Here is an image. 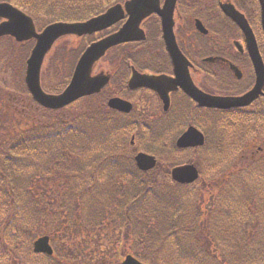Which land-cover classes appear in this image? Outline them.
Returning <instances> with one entry per match:
<instances>
[{
  "label": "trees",
  "instance_id": "obj_1",
  "mask_svg": "<svg viewBox=\"0 0 264 264\" xmlns=\"http://www.w3.org/2000/svg\"><path fill=\"white\" fill-rule=\"evenodd\" d=\"M13 1L24 5L22 0ZM40 1H54L60 6L72 1L77 4L71 11L70 5L65 11L62 7L50 10L48 16L53 20H83L112 3ZM240 4L244 5L264 54L258 1ZM156 28L158 35L154 37L158 38L159 22ZM112 31L90 36L86 43ZM112 51V59L127 64L136 60V42ZM12 87L16 89L14 84ZM24 87L21 89L28 93ZM12 93L14 90L7 94L3 109L0 106L8 120L23 112L9 104L15 101ZM95 98L98 96L85 99ZM65 110H43L42 115H37L43 120L0 141V264H75L89 242L101 240L104 227L125 246L118 263L131 253L144 264H264V156L259 153L248 160L241 154L240 168L219 172L213 185L209 183L214 192L204 199L202 191L208 181L199 187L195 183H176L169 170L160 168L162 161L151 171L139 170L130 152L133 130L126 127L127 121L123 123L119 114L107 113L95 102L79 114L68 116ZM201 116L202 120H195L206 133V143L195 149L200 157L192 158L199 168L215 170L220 163L216 157H222L224 152L226 156L228 152L232 154V132L243 141L253 134L264 137L258 135L264 133V108L258 113L205 110ZM148 133L150 139L144 141L147 131H140L138 145L161 160L182 153L175 145L180 131L153 129ZM238 154L228 158L238 159ZM206 202L211 205L210 211H205ZM72 231L90 234L83 235L75 249L64 243L60 247L57 239ZM44 234L56 241L53 255L33 251L34 240ZM127 248L131 251L127 252Z\"/></svg>",
  "mask_w": 264,
  "mask_h": 264
},
{
  "label": "flooded vegetation",
  "instance_id": "obj_2",
  "mask_svg": "<svg viewBox=\"0 0 264 264\" xmlns=\"http://www.w3.org/2000/svg\"><path fill=\"white\" fill-rule=\"evenodd\" d=\"M126 1L112 0V3L105 5L99 14L106 12L116 4L124 5ZM179 1L177 0L174 10V35L179 49L189 62V74L194 85L204 93L214 96H240L251 90L256 83V73L247 51L244 33L230 17L225 15L220 6L222 2H232V0H214L218 10L217 13L208 14L206 20L201 18L208 30L205 34L196 27L195 20L197 17L194 16L192 21H190L187 14L180 10ZM241 1L245 2V0ZM7 2L29 15L34 21L36 30H44L47 25L54 22L86 21L93 17L83 20L73 18L50 19L48 16L50 15V10H60L62 7L63 11H65L67 10V5H70L69 11H71L70 9L77 5L73 1L70 4L61 6L54 1L43 3L40 0H22L24 5L16 4L13 0ZM164 3L165 0H160L161 7H163ZM243 6L242 4L241 10L248 17ZM219 14H221V17ZM126 20L127 16L105 30H119ZM158 22L160 30H162L161 17L156 12L151 13L141 21L140 27L146 32V38L143 41L136 40V60L131 61L133 63L127 64L123 60L109 57L105 59L113 66L108 69L109 81L99 93L91 95L102 99L100 104L107 113L119 114L123 123L127 121L125 123L127 124L126 127L133 130L131 144L134 147H137L141 138L140 131L143 129L147 131V134L143 135L144 141L150 139L149 130L180 131L181 133L175 139V145L178 146L179 137L190 126H195L203 131L195 119L200 118L202 120L201 114L205 110H221L217 107L201 106L180 84L173 85L175 88L169 91L170 104L168 109H165L164 101L157 90L146 86L137 85L134 88L130 86L134 69L139 74L166 75L174 79L177 77L175 65L166 47L162 31H160L161 39L159 36L158 38L154 37L158 35L156 28ZM187 30H190L191 33H189V38L185 39L184 31ZM151 31H154V33L150 34ZM192 32L198 35L202 44H199L198 39L192 36ZM237 33H239V37L243 41L240 46L237 45V38H234ZM254 33L256 34L255 30ZM221 35L228 38V42L225 43L227 40H222ZM259 47L261 51L260 43ZM261 54L264 59L262 51ZM209 57H212V59H207ZM232 65L238 67L241 76H237ZM262 92L248 106L232 107L227 110H232L233 112H260L264 108V87ZM113 97L123 98L130 102L132 104L131 111L125 112L110 107L109 102ZM142 104L145 106L142 107ZM188 149H195V147Z\"/></svg>",
  "mask_w": 264,
  "mask_h": 264
},
{
  "label": "water",
  "instance_id": "obj_3",
  "mask_svg": "<svg viewBox=\"0 0 264 264\" xmlns=\"http://www.w3.org/2000/svg\"><path fill=\"white\" fill-rule=\"evenodd\" d=\"M259 1L264 31V0ZM176 2L177 0H165L163 7H161L160 0H128L125 3V8L121 4H116L109 8L107 12L87 21L56 22L48 25L42 32H37L33 19L29 15L10 3L0 2V17L7 19L0 23V37L12 35L18 41L36 38L37 42L27 60L26 83L37 102L48 108L59 109L81 97L100 92L108 83L109 76L105 73L92 75L94 64L110 48L118 44L145 39L146 34L140 28L141 21L151 13L156 12L161 16L163 37L173 59L177 77L174 79L166 75L139 74L134 69L130 80L132 88L139 85L157 90L164 101L165 109H168L170 104L169 91L175 88L173 85L177 84L182 85L185 91L197 100L201 106L230 108L245 106L254 101L263 93L264 62L255 34L245 15L237 10L232 3L221 4L223 11L240 26L246 36L247 48L256 72L255 86L242 96H214L198 89L190 77L189 62L179 49L174 35L173 17ZM126 13L129 15L128 20L118 31L94 41L86 48L76 65L70 83L63 92L49 94L42 89L40 82L42 64L46 54L58 38L68 34L79 36L93 34L123 19L126 17ZM196 27L203 33L208 32L200 20L196 21ZM237 45L240 46L239 43ZM232 68L237 76H241L237 66L232 65ZM109 104L111 107L125 112L132 109L130 102L119 97L112 98ZM204 142L205 135L203 132L195 126H190L178 139L177 143L178 146L185 148L203 145ZM136 162L140 169L149 170L156 165L157 159L153 155L140 152L136 155ZM198 177L199 171L194 164L176 166L172 170V178L180 183H192ZM34 250L51 254L53 248L50 245L49 237L43 236L36 240ZM121 264H143V262L132 255H128Z\"/></svg>",
  "mask_w": 264,
  "mask_h": 264
},
{
  "label": "rangeland",
  "instance_id": "obj_4",
  "mask_svg": "<svg viewBox=\"0 0 264 264\" xmlns=\"http://www.w3.org/2000/svg\"><path fill=\"white\" fill-rule=\"evenodd\" d=\"M235 1L239 2V0H235ZM199 2H201V4L204 5V7L201 8V10L197 9L201 7V5H198ZM179 8L182 12L184 11L187 14L190 21H192L193 17L195 16L194 15L195 12L200 11L203 13V15L201 14L200 16L207 18L208 14L209 15L216 14L218 11L216 8V3H214V0H180ZM189 33H191L190 30L184 31L185 39L187 37L189 38ZM192 36L198 39L197 41L199 44H202L200 38H198V35H195L192 32ZM234 38L240 39L239 33H237V35L234 36ZM226 40L227 41H225V43L228 42V38H226ZM84 42H85L84 38H80V37L78 38L75 36H66L62 38L60 41H58L53 51L49 54L42 70V85L46 90L60 86L61 83L63 85L68 80L67 78L69 74L72 73L73 70L71 68L73 67L72 63L74 64L75 62L74 59L77 56L80 48H83ZM28 47H29V43L17 44L14 40L12 41L9 39L0 40V106L3 109L4 105H6L5 99L6 100L8 99L7 94L13 92L14 90V93L12 94L16 95L20 100L15 99V101L13 100V102L9 101V104L12 105V103H15L14 106H17L19 111H23V112H18L17 116L16 114H13V116H15L16 118H12L10 120H8V118L5 117L3 111H0V141L2 142L11 138L13 134L17 132H21L24 129L31 127L35 122H38L39 120L40 121L43 120V118L39 119V117H37L38 113L42 115L43 111L42 110L37 111L36 104L29 101L30 98L28 94L26 93V91H24L23 88L21 89V87H23L22 73L25 71V60L27 58L26 53L28 51ZM3 52H6L7 55L4 56ZM116 53H118V51ZM114 54L115 53L113 52V54L109 55V57L112 58ZM111 67L113 66L108 61H100L96 65L93 71L94 73H98L102 71V69H106L103 71H109L108 69ZM23 79H24V74H23ZM10 81L12 85L14 84L16 86V89L9 86ZM94 102L96 104H99L100 102H102V99L101 98L100 99L95 98V100L83 99L77 102L76 104L72 105L70 108H67L65 110V113L68 114V116L74 113L79 114L81 112L86 111L88 107ZM144 106L145 105L142 104V107ZM232 133L233 135L231 139L233 140H230L231 146H229L231 148L232 154L228 152V155L231 156L233 154L239 153L237 156L239 160L237 158L234 159V157L229 159L228 155L226 156V153L224 152L222 154V157L220 155V157L215 158L216 162H218V160L220 159L218 168L216 167L215 170H209L208 167L200 168V173H201L200 179L194 185L199 187V185H202V183H206L208 181L207 186H209V188L205 186L204 188L205 191H202L204 199L209 198L210 195L214 192V188H211L209 183L210 182L211 184L214 183L216 179L215 177L217 176V174H220L219 172H222L224 170H227V172H229V170L231 169L240 168L242 164L240 162V158L242 155L246 156V158L250 160L251 158H254L255 156L259 155V153L257 152L258 145L260 144L264 146V137H260V136L257 137V134H253V136H250L251 138H248L246 141H243L237 133L235 132ZM258 135H264V133L261 132ZM251 139L253 140L250 141ZM226 144L229 145L228 143ZM139 149L140 150L143 149L142 146H140ZM139 149H136L134 151L130 150V152H133L135 154L136 151ZM234 149H236V152L233 151ZM194 157L198 158L200 157V155L197 154V152H194V154L192 152H183L174 155L172 159L171 158L168 159V157H165L161 160L162 164L160 165V168H162L164 171L170 170L173 163L176 164L175 162H186L188 160L192 161V158ZM235 161H237L238 163H235ZM261 167L264 168V164L261 165ZM50 185L53 184L50 183ZM255 187H259V186H255ZM206 203H207V208H206L207 210L205 211H210L211 205L209 202ZM60 222L61 221H59V223ZM104 228L105 231L102 230L103 239L101 238V240L98 241L97 243L89 242L88 246H85L84 250L81 251L82 253H84L83 257L85 258L82 257L81 259L77 260L75 264H101V263L119 264L120 263V262L118 263V258L119 255L122 256V254H124L123 251L125 250V246L122 244V242H119V240H117L116 236L111 235L109 229H106V227ZM43 230L44 229H39V232L40 231L44 232ZM88 234L90 233L88 232L76 233L72 231L71 233H67V235L64 236L61 240L57 239V242L62 248H63L62 243H64L66 244L65 245L66 247L69 246V248L75 249L78 246V242L83 239V235H88ZM55 242L56 241L52 238V244L54 246V249H56ZM74 242L76 243V245L73 244ZM127 249H128L127 252L131 251L130 248ZM91 257L95 259L92 260Z\"/></svg>",
  "mask_w": 264,
  "mask_h": 264
}]
</instances>
